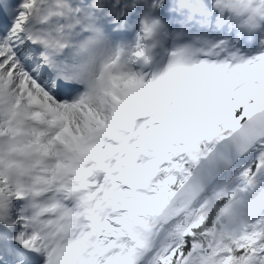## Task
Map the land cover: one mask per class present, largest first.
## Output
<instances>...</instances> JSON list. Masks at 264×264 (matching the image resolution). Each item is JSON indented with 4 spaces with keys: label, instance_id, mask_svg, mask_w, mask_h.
<instances>
[{
    "label": "snow or ice",
    "instance_id": "snow-or-ice-1",
    "mask_svg": "<svg viewBox=\"0 0 264 264\" xmlns=\"http://www.w3.org/2000/svg\"><path fill=\"white\" fill-rule=\"evenodd\" d=\"M35 5L0 11V264H264V217L237 196L264 173V55L209 49L70 99L56 60L29 57Z\"/></svg>",
    "mask_w": 264,
    "mask_h": 264
},
{
    "label": "clouds",
    "instance_id": "clouds-1",
    "mask_svg": "<svg viewBox=\"0 0 264 264\" xmlns=\"http://www.w3.org/2000/svg\"><path fill=\"white\" fill-rule=\"evenodd\" d=\"M41 0H36L35 8H39ZM97 2H106V0H97ZM51 7L47 14L43 17L47 19L51 16L62 15L66 20V24H75L77 14L71 8L69 0H50ZM214 8L221 12L227 11L234 18L239 20V26L254 30L260 26V22L264 21V0H215ZM259 9V10H257ZM30 13L29 18L31 17ZM165 29V25L159 18H153L150 21L142 18L140 25L141 44L135 49L127 48L123 45L119 46L115 51H84L79 45L74 47V62H89L93 66V71L89 78L88 91H91L97 85H107L115 78H122L134 75L136 78L143 79L144 75L131 74L129 66V57L134 56L137 61H143L147 66L152 61L151 53L161 44V34ZM34 43H40L47 50V56L54 59L55 54L61 52L65 47L72 46L69 36V29L65 26L64 32L34 33L32 34ZM210 49V48H209ZM208 49V50H209ZM203 47H196L193 44H175L168 52V63L161 74L163 75L170 67H187L199 58V54L203 53ZM73 65H68L63 71H70ZM7 136V134H3ZM24 139H27L25 132ZM10 142V141H6ZM25 158L28 153H22Z\"/></svg>",
    "mask_w": 264,
    "mask_h": 264
},
{
    "label": "rangeland",
    "instance_id": "rangeland-1",
    "mask_svg": "<svg viewBox=\"0 0 264 264\" xmlns=\"http://www.w3.org/2000/svg\"><path fill=\"white\" fill-rule=\"evenodd\" d=\"M128 2L129 10L133 19L132 24L136 33V42L132 47V49H135L137 45L141 44L139 26L142 18L145 20L153 19V12L158 11L159 8L161 9V6H164L166 2H164V0H159V3L156 6L152 0H128ZM195 2L196 0H168V4H170L172 8L171 10L178 12V16L175 17L178 21L176 25L180 31H184L189 36L190 44H193L196 47H203L205 49L204 52L209 48L213 49L214 47H221L220 53L224 52L226 57L224 62L227 63H232L233 58L239 62H243L252 60L259 55H264V30L259 31L260 37L256 40L257 42H250L255 41L251 34L250 36H247L251 29L241 26L234 27L232 23L229 25L225 14L222 16L220 12L215 10L213 0H202L201 3H199L201 5L199 6H197ZM120 4L121 0H114L115 8L120 7ZM146 7L148 10L144 13L143 10ZM154 18H156V15ZM212 21H214L215 24L214 30H210L209 28V24ZM263 25L264 21H261L260 26ZM237 29H239V32ZM213 50L215 51L216 49ZM201 56L202 53L199 54V58ZM129 59L130 73L142 75V70L138 67V61L135 57L130 56ZM35 126L41 131L46 127L42 124H37ZM258 185L259 184L256 182L254 183L253 186L255 187V190L264 192V183L261 188H259ZM254 199L255 197L246 200L247 205L252 203ZM15 208L18 211L20 206L18 208L16 205Z\"/></svg>",
    "mask_w": 264,
    "mask_h": 264
},
{
    "label": "trees",
    "instance_id": "trees-1",
    "mask_svg": "<svg viewBox=\"0 0 264 264\" xmlns=\"http://www.w3.org/2000/svg\"><path fill=\"white\" fill-rule=\"evenodd\" d=\"M199 2H201V0H196L195 3L199 4ZM227 19L228 21L232 22L234 27L238 26L235 20H233L229 16ZM255 156H256L255 153H250L247 157H245L240 162L238 167L232 172H230V174L221 181L223 186L226 187L229 191L236 190L241 184V181L239 179L240 172L242 171L243 167L250 164L255 159ZM261 179L264 180V173H261ZM254 191H255V187L250 186L246 192L243 193L237 192V196H242L244 197L245 200L255 197L254 202L247 205V211L250 222H255L257 219L261 218L262 215H264V192H261L258 196H254Z\"/></svg>",
    "mask_w": 264,
    "mask_h": 264
},
{
    "label": "bare ground",
    "instance_id": "bare-ground-1",
    "mask_svg": "<svg viewBox=\"0 0 264 264\" xmlns=\"http://www.w3.org/2000/svg\"><path fill=\"white\" fill-rule=\"evenodd\" d=\"M113 1H114V0H113ZM152 1H154V5H155V6L159 3V0H152ZM164 2H166V3L164 4L163 8L167 10V20H168V22H169L170 24H174V25H176V24L178 23V21L176 20L175 17L178 16V12L171 10L172 8H171V5L168 4V0H164ZM146 4H147V3H146ZM114 9H117V10H118V8H113V7H112V10H113V11H114ZM147 10H148V9H147V7H146V8L143 10L144 13H145ZM159 10H160V8H159ZM148 20L150 21V19H148ZM140 25H141V24H140ZM139 29H140V26H139ZM185 37H188V35H184V36H182V37H181V35L178 36V38H179L180 40L183 41V44H190L189 42H188V43L185 42V39H184ZM151 55H152V53H151ZM37 124H40V123H39V122H36L35 125H37ZM42 125H43V124H42ZM44 126H46V125H44ZM44 128H45V127H44ZM18 205H20V204L18 203Z\"/></svg>",
    "mask_w": 264,
    "mask_h": 264
},
{
    "label": "water",
    "instance_id": "water-1",
    "mask_svg": "<svg viewBox=\"0 0 264 264\" xmlns=\"http://www.w3.org/2000/svg\"><path fill=\"white\" fill-rule=\"evenodd\" d=\"M243 158L245 157L240 158V160L236 161L231 167L222 171L220 179L221 180L224 179L232 170H234L239 165V163L242 161Z\"/></svg>",
    "mask_w": 264,
    "mask_h": 264
}]
</instances>
